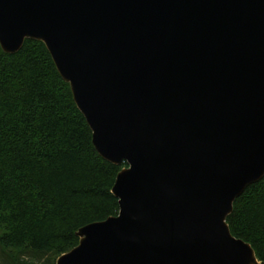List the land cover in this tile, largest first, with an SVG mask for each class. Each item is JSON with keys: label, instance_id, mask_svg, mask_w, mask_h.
I'll return each instance as SVG.
<instances>
[{"label": "water", "instance_id": "water-1", "mask_svg": "<svg viewBox=\"0 0 264 264\" xmlns=\"http://www.w3.org/2000/svg\"><path fill=\"white\" fill-rule=\"evenodd\" d=\"M26 38L126 163L55 264H259L226 217L264 175V0H0V48Z\"/></svg>", "mask_w": 264, "mask_h": 264}, {"label": "trees", "instance_id": "trees-1", "mask_svg": "<svg viewBox=\"0 0 264 264\" xmlns=\"http://www.w3.org/2000/svg\"><path fill=\"white\" fill-rule=\"evenodd\" d=\"M125 165L97 152L43 42L0 48V264H55L80 227L117 214L111 189ZM226 223L264 264V175L234 200Z\"/></svg>", "mask_w": 264, "mask_h": 264}, {"label": "rangeland", "instance_id": "rangeland-1", "mask_svg": "<svg viewBox=\"0 0 264 264\" xmlns=\"http://www.w3.org/2000/svg\"><path fill=\"white\" fill-rule=\"evenodd\" d=\"M21 258H22V259H25L26 257L24 258V256H23V257H21ZM28 259H29V258H28ZM28 259H27V260H28Z\"/></svg>", "mask_w": 264, "mask_h": 264}]
</instances>
